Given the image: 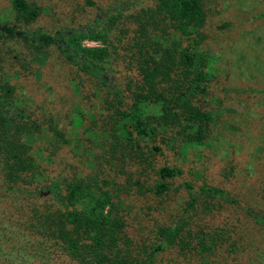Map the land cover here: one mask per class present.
<instances>
[{
    "label": "trees",
    "instance_id": "1",
    "mask_svg": "<svg viewBox=\"0 0 264 264\" xmlns=\"http://www.w3.org/2000/svg\"><path fill=\"white\" fill-rule=\"evenodd\" d=\"M8 1L13 21L0 22V44L16 39L39 53L52 46L67 63L97 80L105 91L99 106L106 113L105 124L85 128L80 136L89 145L104 146L99 158L110 167L134 160L150 173L134 180L129 173L123 177L125 185L105 171L100 177L79 175L68 160L47 176L61 151L76 149L74 139L51 116L36 119L18 99L14 84L0 77L1 264H154L169 250L174 257L196 255L198 264H231L241 253L245 260L254 253L247 264H264V240L258 234L264 230V213L243 206L225 186L201 183L193 188L197 172L188 177L177 164H153L156 155L172 149L201 148L193 152L197 163L205 160L208 168L216 167L210 153H204L211 146L215 110L221 107L219 96L210 91L215 58L202 50L207 0L122 1L97 10L92 24L58 27L51 33L23 27L40 14L37 1ZM84 2L98 9L93 0ZM258 15L264 17V11ZM84 39L100 46H83ZM7 56L5 51L0 65ZM112 69L120 75L111 78ZM220 88L223 94L246 91ZM80 113L76 108L71 117L78 125ZM28 134L30 142L24 139ZM175 180L188 193L185 216L146 230L150 206L131 217L123 202L126 194L160 198ZM198 197L206 200L199 214L213 217L215 229L207 231L199 220H191L189 209ZM141 232L156 234L157 240L136 241ZM222 244L236 251H222V258L214 259Z\"/></svg>",
    "mask_w": 264,
    "mask_h": 264
},
{
    "label": "rangeland",
    "instance_id": "2",
    "mask_svg": "<svg viewBox=\"0 0 264 264\" xmlns=\"http://www.w3.org/2000/svg\"><path fill=\"white\" fill-rule=\"evenodd\" d=\"M35 1L41 6L40 14L35 21L22 26L51 33L58 27L72 28L77 24L85 27L93 23L92 19L97 10L102 11L122 1L135 3L136 0H93L96 6L99 5L98 9L93 5L87 6L84 0ZM138 1L141 4L146 2ZM206 8L209 15L202 50L215 58V79L210 91L219 96L221 107L220 111L215 110L216 122L213 126L211 146L204 147V153H210L217 168H208L205 160L202 164L197 163L193 152H199L201 148L187 149L185 152H174L172 149L171 152L156 155L153 164H177L188 177L191 171L197 172L194 177L198 179L193 188L201 183L221 188L225 186L224 188L243 206L264 213V17L258 15L264 11V0H207ZM12 16L9 1L0 0V22L12 23ZM221 23L226 24V28L218 29L217 25ZM81 44L86 47L100 46L98 41L89 39L82 40ZM10 49L12 51H9ZM5 51L9 52L10 57L7 56L1 63L0 77L14 84L18 99L34 111L36 119L42 117L44 120L48 115L51 116L53 122H57L61 129L71 133L70 136L74 139L72 148L76 149L71 151L66 148L61 151L55 157L47 176L50 177L54 172L61 170L69 161L74 164L73 172L79 175L88 173L100 177L105 171L125 185L127 184L123 177L129 173L131 180L142 179L150 173L147 169L141 171V166L135 165L134 160L110 167L105 159L99 158V155L105 154L104 146L100 147L101 145L94 143L89 145L90 142L84 141L80 136L85 128L95 129L96 126L105 124L106 113L99 109L105 91L97 80L67 63L52 46L46 48L44 53H39L16 39H10L0 44V58ZM15 53L17 59L14 58ZM108 75L114 78L120 74H115L112 69ZM220 85L243 88L246 91L223 94ZM249 88L253 89V92H249ZM76 108L81 110L82 122L80 121L79 125L71 121ZM87 137L91 139L90 136ZM24 139L30 142L31 135H26ZM37 142L36 139L34 143ZM173 182L172 190L160 198L142 196L135 191L131 195L126 194L123 202L127 205L131 217L143 206H150L152 212L147 218L146 230L152 231L156 227L169 225L179 215L185 216L183 209L188 200V193L178 185L177 180ZM202 203H206V200L198 197L194 209H189L191 220H199V225L204 226L207 231L215 229L216 221L213 217L205 215L206 213L199 214ZM140 217L142 218V215ZM259 233H262L260 235L264 240V230ZM205 238L207 240V236ZM144 239H152V242L157 240L156 234L150 232H141L135 238L139 242ZM240 239L242 240V237ZM243 244L240 242L238 249H242ZM216 249L217 251L213 252L214 259L219 255L222 258V251H236L234 246L223 244ZM242 254L233 259L235 262L231 261V264H247V260L253 261L254 253L246 260ZM172 261L178 264H198L200 259L196 255H191V258L182 255L174 257L169 250L153 262L171 264ZM220 262H223V259Z\"/></svg>",
    "mask_w": 264,
    "mask_h": 264
}]
</instances>
